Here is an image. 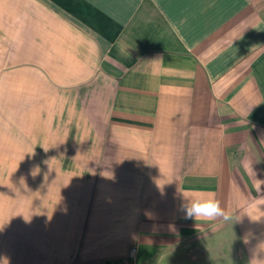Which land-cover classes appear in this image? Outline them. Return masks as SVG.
<instances>
[{
  "label": "crops",
  "instance_id": "1",
  "mask_svg": "<svg viewBox=\"0 0 264 264\" xmlns=\"http://www.w3.org/2000/svg\"><path fill=\"white\" fill-rule=\"evenodd\" d=\"M254 261L264 0H0V264Z\"/></svg>",
  "mask_w": 264,
  "mask_h": 264
},
{
  "label": "clouds",
  "instance_id": "2",
  "mask_svg": "<svg viewBox=\"0 0 264 264\" xmlns=\"http://www.w3.org/2000/svg\"><path fill=\"white\" fill-rule=\"evenodd\" d=\"M186 197V196H185ZM181 210L185 212V218H195L196 220H229V214L225 208L221 207L220 200L213 195L207 197L194 196L192 198L186 197V202L181 204ZM258 264V262H253Z\"/></svg>",
  "mask_w": 264,
  "mask_h": 264
},
{
  "label": "built area",
  "instance_id": "3",
  "mask_svg": "<svg viewBox=\"0 0 264 264\" xmlns=\"http://www.w3.org/2000/svg\"><path fill=\"white\" fill-rule=\"evenodd\" d=\"M134 251H135V248H132V249H131V254H133V253H134Z\"/></svg>",
  "mask_w": 264,
  "mask_h": 264
}]
</instances>
